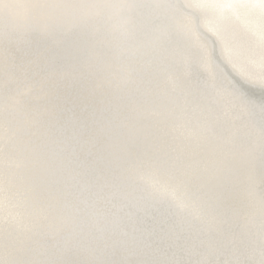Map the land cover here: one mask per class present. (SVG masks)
<instances>
[{
  "label": "snow or ice",
  "instance_id": "obj_1",
  "mask_svg": "<svg viewBox=\"0 0 264 264\" xmlns=\"http://www.w3.org/2000/svg\"><path fill=\"white\" fill-rule=\"evenodd\" d=\"M0 264H264V0H0Z\"/></svg>",
  "mask_w": 264,
  "mask_h": 264
}]
</instances>
